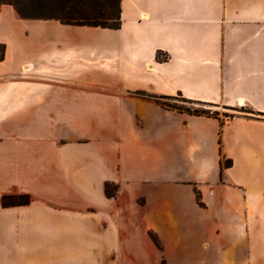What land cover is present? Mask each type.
<instances>
[{"label": "crops", "instance_id": "obj_1", "mask_svg": "<svg viewBox=\"0 0 264 264\" xmlns=\"http://www.w3.org/2000/svg\"><path fill=\"white\" fill-rule=\"evenodd\" d=\"M120 20L0 5V264H264V0H120Z\"/></svg>", "mask_w": 264, "mask_h": 264}, {"label": "trees", "instance_id": "obj_2", "mask_svg": "<svg viewBox=\"0 0 264 264\" xmlns=\"http://www.w3.org/2000/svg\"><path fill=\"white\" fill-rule=\"evenodd\" d=\"M2 4L12 5L22 18L56 19L64 24L110 29H118L121 24L120 0H0V5ZM4 54L5 45L0 44V60L4 58ZM157 58L161 59L160 53L157 54ZM138 93L142 96L152 98L155 102L168 109H177L193 114L218 117L217 112L210 113L205 109H183L163 101L171 96L154 95L144 91H139ZM178 95L182 96L181 93H178ZM182 98L186 102H196L183 96ZM231 164L232 161L230 159L223 158L221 160L222 168L229 167ZM106 193L108 195H114V188L107 185ZM30 202V195L24 193L3 195L1 201L4 207L27 205ZM155 241L157 242V240Z\"/></svg>", "mask_w": 264, "mask_h": 264}, {"label": "rangeland", "instance_id": "obj_3", "mask_svg": "<svg viewBox=\"0 0 264 264\" xmlns=\"http://www.w3.org/2000/svg\"><path fill=\"white\" fill-rule=\"evenodd\" d=\"M163 101L167 104L174 105L175 107H181L183 109H185V108H189L190 110L205 109V110H208L210 113L217 112L218 117L221 119H224V120L229 119V118H231L237 114L250 112L249 110L241 109L240 107H237L234 110L233 109L231 110V109H226L220 105H214V104L200 102V101H196L193 103L186 102L183 100L182 96H179L178 94L172 95L170 98L163 100ZM241 105H242V103H241Z\"/></svg>", "mask_w": 264, "mask_h": 264}]
</instances>
